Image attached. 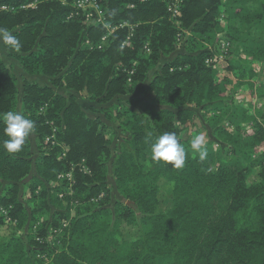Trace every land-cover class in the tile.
<instances>
[{
	"label": "trees",
	"instance_id": "trees-1",
	"mask_svg": "<svg viewBox=\"0 0 264 264\" xmlns=\"http://www.w3.org/2000/svg\"><path fill=\"white\" fill-rule=\"evenodd\" d=\"M99 1L108 23L136 26L132 47L122 48L126 28L101 43L107 29L69 20L72 6L60 0H0V27L22 45L14 52L0 43V116L21 104L35 122L10 155L0 120V264H264V159L249 158L243 169L224 157L214 170L215 150L200 160L180 140L199 114L225 108L218 95L227 79L218 85L210 50L198 47L199 36L220 28L221 0H183L178 23L174 0ZM241 53L248 62L231 61L227 71L252 91L264 43ZM109 104L105 120L95 116ZM112 127L118 144L105 133ZM259 128L257 139L235 136L238 153H251L264 137ZM165 132L186 150L180 170L151 159V143ZM83 161L91 173L76 167L73 195L64 196L59 176ZM243 212L257 228L240 224Z\"/></svg>",
	"mask_w": 264,
	"mask_h": 264
},
{
	"label": "rangeland",
	"instance_id": "rangeland-1",
	"mask_svg": "<svg viewBox=\"0 0 264 264\" xmlns=\"http://www.w3.org/2000/svg\"><path fill=\"white\" fill-rule=\"evenodd\" d=\"M243 1L221 0L220 13L217 16V19L214 20L215 22H218L220 28L215 29V27L212 26L206 33L198 37V47L210 50L211 57L209 59L211 62L206 64L219 71L220 76L218 77V85L227 79V82L224 85H221V92L218 95V99H220L218 100V103L223 102L225 108L222 110L214 107L208 108L203 114H199L195 121L183 126V132L180 136V140H182L185 145H190L191 139L196 134L203 132L205 134L206 147L215 150L216 161L212 166L214 170H217L219 165L223 162L224 157V161H230L232 157L237 158L239 166L243 169L247 167L248 169L251 168L249 158H251V162L252 160L257 161L264 159V137L261 138V141L256 144L253 150H250L251 153L249 151L247 153H238L240 146L235 143V136H241L242 142L252 140L254 137L257 139V134L261 133V128H259V126L264 127V120L262 118L264 115V64L253 66V68L256 69L257 76L254 77L253 82H250L254 84L252 91L250 90V87H246V85L242 87L240 81L227 71L231 61L237 63V65L240 63L245 65L246 62H248L247 57L244 54L241 53L238 55L245 45L251 46L256 43H264V13L262 14V12H264V6L260 0H250L246 3ZM180 15L177 18H174L171 15L170 18L172 21L178 23ZM129 25L132 24L129 23ZM132 27H134V31L132 32L128 29L129 35L123 42V49L125 47H132L131 40L133 36L130 38V35L131 33L134 34L136 26L132 25ZM112 36L113 35H110L105 43H107ZM82 40H84L83 35ZM82 46L89 47L87 41H85ZM5 60L8 63L12 62L9 58H6ZM14 68L15 74L21 80V71L16 65ZM132 75L133 73H131V76ZM19 86L22 88V81H20ZM131 86L132 81L129 80L127 89ZM81 103L85 104L87 110L90 109V103L82 100ZM112 105L113 104L106 106L97 105L95 109L100 111L101 114L98 112L95 116L99 115L105 120L104 110L107 108L110 109ZM19 111L23 114L21 104ZM112 113L115 116L119 115V111L116 109H113ZM232 117H234L233 120ZM207 123L211 125V127L213 125L215 126L207 128ZM105 133L110 139L114 140L115 144H118L122 139V135L117 128L112 127L111 130L109 129ZM46 143H49V140H47ZM234 151H237V153ZM188 152L192 156L196 155L193 151L188 150ZM76 167L82 169V164L79 166H73L71 172L59 179L64 182V196L68 194L73 195V186L75 184L74 171ZM259 169L260 168H258V170ZM70 174L71 178L69 177ZM115 194L116 193H114V196H116ZM99 201H101V199L98 198V202ZM237 218L240 224L247 223L246 225L248 228H257L256 219L250 212L240 213L237 215Z\"/></svg>",
	"mask_w": 264,
	"mask_h": 264
},
{
	"label": "clouds",
	"instance_id": "clouds-1",
	"mask_svg": "<svg viewBox=\"0 0 264 264\" xmlns=\"http://www.w3.org/2000/svg\"><path fill=\"white\" fill-rule=\"evenodd\" d=\"M0 43L14 52H19L22 47L20 40L3 27H0ZM0 120L3 121L4 134L8 137L3 141V149L10 155L21 152L27 138L35 131V122L16 111L4 113ZM190 147L194 154H198L200 160H204L208 154L205 134H196L190 141ZM150 151L151 159L157 163L170 165L175 170L185 166L187 153L174 132H165L156 137L151 143Z\"/></svg>",
	"mask_w": 264,
	"mask_h": 264
},
{
	"label": "built area",
	"instance_id": "built-area-1",
	"mask_svg": "<svg viewBox=\"0 0 264 264\" xmlns=\"http://www.w3.org/2000/svg\"><path fill=\"white\" fill-rule=\"evenodd\" d=\"M183 0H174L169 4V10L171 12L172 17L177 18L180 15V5L182 4ZM61 3L65 6H72V12L69 15V20H72L76 17H83L85 20V23L88 26H103L107 29L108 35L104 36L101 40V43H105L110 35L115 34L117 31L121 29H130L132 32L134 31V27L132 25H129L127 22H123L117 25H111L108 23L106 19L105 11L101 5V2L99 0H73L70 4L68 0H61ZM36 7V4H30L27 6H21L18 9L19 10H27V9H34ZM18 9H15L13 7L9 6H3L1 8L2 11L6 12H14ZM134 34L131 33L130 38ZM89 45L90 43L87 42ZM229 46V44H228ZM101 46H99L100 48ZM211 62L210 59L207 60V63ZM82 172L85 174H90L91 171L89 168L85 166V162L83 161L82 165ZM65 175L59 176V179H61ZM71 178V174L69 175ZM104 195H100V199L103 198Z\"/></svg>",
	"mask_w": 264,
	"mask_h": 264
}]
</instances>
